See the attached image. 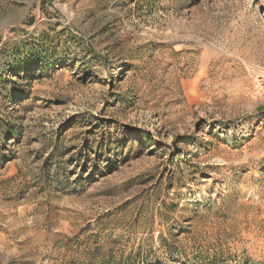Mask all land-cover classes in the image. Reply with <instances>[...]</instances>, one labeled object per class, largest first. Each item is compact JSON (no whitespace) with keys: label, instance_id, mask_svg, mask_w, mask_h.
<instances>
[{"label":"rangeland","instance_id":"1","mask_svg":"<svg viewBox=\"0 0 264 264\" xmlns=\"http://www.w3.org/2000/svg\"><path fill=\"white\" fill-rule=\"evenodd\" d=\"M0 65V264H264V0H0Z\"/></svg>","mask_w":264,"mask_h":264},{"label":"trees","instance_id":"2","mask_svg":"<svg viewBox=\"0 0 264 264\" xmlns=\"http://www.w3.org/2000/svg\"><path fill=\"white\" fill-rule=\"evenodd\" d=\"M37 61L39 62V64L41 63L40 59ZM38 70L39 68L33 69L31 67V64L20 63V65L16 67V70L12 71L11 74L21 80H27V79H31L33 77V74L36 73ZM1 71L2 70L0 65V72ZM13 84L14 81L13 79L9 78V74H6V76L0 74V99H3L5 106H10L13 103L12 102L13 100L10 98L9 94H7L9 87L13 86ZM0 129H3L4 131V135L0 134V149H1L5 147L7 141L15 137L16 131L13 126L9 124H2L1 119H0Z\"/></svg>","mask_w":264,"mask_h":264}]
</instances>
